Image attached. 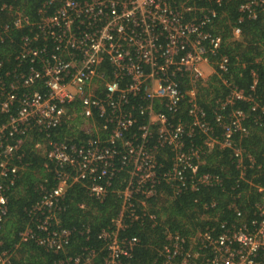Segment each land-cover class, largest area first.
<instances>
[{
	"label": "built area",
	"instance_id": "built-area-1",
	"mask_svg": "<svg viewBox=\"0 0 264 264\" xmlns=\"http://www.w3.org/2000/svg\"><path fill=\"white\" fill-rule=\"evenodd\" d=\"M223 2L46 0L36 17L22 5L0 2V44L14 43L12 29L26 30L19 48L0 59V232L29 167L24 160L29 141L36 139L34 149L45 154L56 182L40 186V198L25 208L29 221L14 249L0 250V264H16L15 251L24 242L57 254L52 264H133L141 240L126 233L146 220L158 224L152 200L166 191L173 200L209 187L232 195L228 210L234 218L212 215L215 200L203 203V219L214 224L189 234L165 226L156 261L264 264V186L248 174L261 165L243 146L255 128H264V100L258 72H251L248 91L228 78L230 56L221 52L222 37L209 28ZM260 9L264 0H245L239 22L244 15L256 18ZM233 30L241 38L242 29ZM206 66L212 69L209 76ZM215 75L218 89L207 97L214 101L210 120L198 85ZM185 82L189 87L183 89ZM74 120L90 137L54 138ZM218 149L231 151L238 172L232 185L231 177L201 169ZM117 178L121 187L114 193L121 207L112 224L97 232L100 244L92 242L86 227L79 231L80 250L71 253L74 231L60 216L68 189L81 184L89 197L103 202ZM243 181L260 195L250 217L237 202L250 194L236 193ZM164 182L167 190L160 188Z\"/></svg>",
	"mask_w": 264,
	"mask_h": 264
},
{
	"label": "trees",
	"instance_id": "trees-1",
	"mask_svg": "<svg viewBox=\"0 0 264 264\" xmlns=\"http://www.w3.org/2000/svg\"><path fill=\"white\" fill-rule=\"evenodd\" d=\"M3 1L13 3L15 6L22 5L28 13L36 17L38 8L46 0H0V2ZM244 1L224 0L222 6L218 7L219 14L217 18L214 19L213 25L209 28L216 35L222 37L221 52L230 56L232 65L228 74L229 80L248 91L253 84L251 72H258L260 78L258 91L264 100V11L260 9L258 16L254 19L249 15H244L243 20L239 22L243 15L240 12V5ZM198 4H201V2L198 1ZM236 26L242 29V36L239 39L234 37L233 29ZM25 32L24 29L11 30V35L15 41L13 44L6 45L9 42L7 39L5 45L0 44V59H6L15 49L19 48L21 35ZM218 83L219 78L215 75L202 84L199 82L198 85L199 98H201L199 102L208 112L210 120H213L214 101L210 98L207 99V97L210 95L211 89H218V87H215V84ZM186 87L187 82L184 83L183 89ZM74 106H76L77 112L81 110L79 103ZM72 108L71 105L69 110ZM88 137H90V133L81 126L78 120H74L72 126L64 124L54 135L55 139L67 138L69 141L75 142ZM35 140L29 141L25 145L26 156L24 160L28 162L29 167L18 181L14 194L10 198L9 217L0 232V238L4 242L0 245V250L3 248L14 249L19 240V232L25 228L29 221V215L26 213L25 208H30L40 198V186L46 184L53 187L56 183L53 179V171L48 169L50 164L47 157L44 153L34 149ZM243 146L255 156L257 165H261L260 170L256 167L249 169V176L255 174V181L264 186V128H255L252 134L243 140ZM206 163L205 166H201L202 170L221 172L224 176L231 177L228 180L229 185L235 183L238 172L233 163L230 150L218 149L214 151L207 157ZM166 164L168 165L169 162L166 161ZM45 178H48L47 182H45ZM117 187H121L120 178L116 179L114 188L109 191L108 197L103 202H99L89 197L86 188L81 184L75 183L70 186L60 216L63 225L74 231L75 240L69 248V251H72L71 253L80 250L83 238L79 231L86 227L92 229V242L100 244L96 237L97 232L102 227L112 224V218L118 214L121 207V199L114 193ZM160 188H166L165 182ZM243 191H250L248 199H242L241 197L237 199V202L244 214L250 217L254 212L255 203L260 200V195L254 189H249L248 184L244 181L240 183L236 193ZM213 200L217 201V207L210 209L209 212L212 215L215 216L220 213L221 219L224 218L225 220L234 218V213L228 210L229 202L233 201L232 195L223 192L220 187L204 188L196 192L187 191L173 200L170 199L166 191L164 197L159 196L152 200L151 209L157 214L158 224L153 227V222L146 220L143 224L131 225L126 233L128 236L137 235L141 240L140 245L135 249L133 264H161L156 261V249L165 241V226L183 234H189L192 231L205 229L206 226L214 224L215 221L204 220L202 215L205 212L203 203L210 204ZM83 203L85 208L80 207V204ZM161 205V211H157ZM19 246L13 257L16 264H52L58 257L57 254L47 252L33 242H24Z\"/></svg>",
	"mask_w": 264,
	"mask_h": 264
},
{
	"label": "rangeland",
	"instance_id": "rangeland-1",
	"mask_svg": "<svg viewBox=\"0 0 264 264\" xmlns=\"http://www.w3.org/2000/svg\"><path fill=\"white\" fill-rule=\"evenodd\" d=\"M206 69H208V70H209V72H208V71H206V73L210 75V73H212V69H211L210 67H208V66H206ZM78 120H79V119H78Z\"/></svg>",
	"mask_w": 264,
	"mask_h": 264
},
{
	"label": "clouds",
	"instance_id": "clouds-1",
	"mask_svg": "<svg viewBox=\"0 0 264 264\" xmlns=\"http://www.w3.org/2000/svg\"><path fill=\"white\" fill-rule=\"evenodd\" d=\"M207 71L209 72V70H208V69H207ZM205 73H206V67H205ZM206 75H207V73H206ZM204 82H205V81H204ZM202 83H203V82H201V84H202ZM188 87H189V86H188ZM188 87H187V88H188Z\"/></svg>",
	"mask_w": 264,
	"mask_h": 264
},
{
	"label": "crops",
	"instance_id": "crops-1",
	"mask_svg": "<svg viewBox=\"0 0 264 264\" xmlns=\"http://www.w3.org/2000/svg\"><path fill=\"white\" fill-rule=\"evenodd\" d=\"M206 71H207V69H206ZM206 76H209V75L207 74ZM202 82H204V81H202Z\"/></svg>",
	"mask_w": 264,
	"mask_h": 264
}]
</instances>
